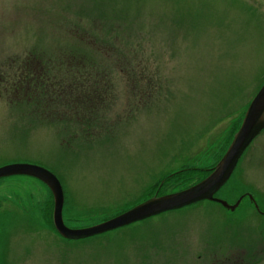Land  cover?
Segmentation results:
<instances>
[{"label": "rangeland", "instance_id": "obj_1", "mask_svg": "<svg viewBox=\"0 0 264 264\" xmlns=\"http://www.w3.org/2000/svg\"><path fill=\"white\" fill-rule=\"evenodd\" d=\"M69 51L98 74L90 135L31 113L32 76L30 107L8 88L26 58L62 81ZM263 84L264 0H0V167L55 175L70 229L204 179ZM263 145L264 131L215 195L243 197L234 211L202 201L81 240L54 232L43 184L1 179L0 264H264Z\"/></svg>", "mask_w": 264, "mask_h": 264}, {"label": "water", "instance_id": "obj_2", "mask_svg": "<svg viewBox=\"0 0 264 264\" xmlns=\"http://www.w3.org/2000/svg\"><path fill=\"white\" fill-rule=\"evenodd\" d=\"M263 130L264 84L250 102L240 127L234 134L226 152L204 180L177 193L153 196L118 216L84 229H69L64 225L62 187L56 176L48 170L30 164H11L0 167V179L16 176L28 177L45 185L53 200L52 223L54 229L64 239L81 240L124 228L167 212L181 210L202 201L213 202L226 210L234 211L243 197L234 205H229L225 201L215 198L214 195L227 183L246 149Z\"/></svg>", "mask_w": 264, "mask_h": 264}, {"label": "trees", "instance_id": "obj_3", "mask_svg": "<svg viewBox=\"0 0 264 264\" xmlns=\"http://www.w3.org/2000/svg\"><path fill=\"white\" fill-rule=\"evenodd\" d=\"M30 59L26 58V61L29 62ZM82 59L83 58L80 57V53L77 51H69L62 56V64H60V66L66 68L65 74L63 72L65 77L62 78V81L59 79V77H61L60 72L50 75V69H46L49 62L47 64L40 63L39 66L44 67L41 72H35L32 67L34 65L24 62L21 64V68H18L16 73L21 72L25 73V75L13 76L12 82L8 86V88L10 86L12 87L9 88V91L11 93L18 94L19 96L16 95L17 99L25 106L30 107L29 103L32 102L33 107L35 108H33L34 110H41L38 112H31L34 113L35 116L39 117V119H45L49 123L67 125L70 132H72L76 126L78 129L77 133L80 131L83 134L90 135L92 128L99 123H97L98 118L95 111L97 101L95 100L96 93L91 91L89 92L85 85L88 83L96 85L97 81L95 79H97L98 74L94 76L90 74V71L83 70L86 69L81 65L84 63L78 62ZM38 61L40 60L38 59ZM73 69H77L78 71H73ZM30 76H32L34 80V90H31L32 92L30 93H26V96L28 94L31 97L30 102L27 104L23 100V97H21V94L24 90L23 87L25 84L23 80ZM41 78L43 79V83L39 81ZM45 82H51L52 84L49 94L47 93L48 91L46 90L47 87L45 86ZM42 84L44 86V90H41ZM57 86H62L63 88L60 93L57 90ZM37 91L44 94L46 101H43L45 99L40 96H33L36 93H39ZM94 91H97V89H94ZM39 103H41V105H39ZM71 137L73 139L75 138V136Z\"/></svg>", "mask_w": 264, "mask_h": 264}, {"label": "flooded vegetation", "instance_id": "obj_4", "mask_svg": "<svg viewBox=\"0 0 264 264\" xmlns=\"http://www.w3.org/2000/svg\"><path fill=\"white\" fill-rule=\"evenodd\" d=\"M263 133V131H262ZM262 153H263V157H264V145L262 146ZM214 168V165L210 168L205 169V177L211 172V170ZM254 204V203H253ZM256 207V206H255ZM263 215V214H262ZM60 237V236H59ZM61 238V237H60ZM63 239V238H62Z\"/></svg>", "mask_w": 264, "mask_h": 264}]
</instances>
